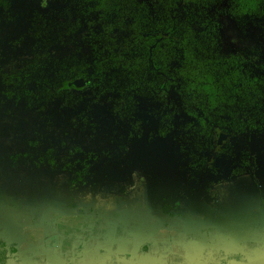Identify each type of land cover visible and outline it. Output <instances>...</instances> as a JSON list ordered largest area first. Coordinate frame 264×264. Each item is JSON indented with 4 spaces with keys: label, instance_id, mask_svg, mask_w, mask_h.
I'll return each mask as SVG.
<instances>
[{
    "label": "trees",
    "instance_id": "trees-1",
    "mask_svg": "<svg viewBox=\"0 0 264 264\" xmlns=\"http://www.w3.org/2000/svg\"><path fill=\"white\" fill-rule=\"evenodd\" d=\"M0 136L45 195L56 171L125 195L145 146L186 176L161 198L176 217L264 164V0H0Z\"/></svg>",
    "mask_w": 264,
    "mask_h": 264
},
{
    "label": "rangeland",
    "instance_id": "rangeland-1",
    "mask_svg": "<svg viewBox=\"0 0 264 264\" xmlns=\"http://www.w3.org/2000/svg\"><path fill=\"white\" fill-rule=\"evenodd\" d=\"M139 146L137 151L133 153L129 162L130 166L127 168L128 180L126 182V194L123 196L120 195V187H116V184L122 185V183L115 180L98 183L87 181L67 190L66 185L71 179V175L60 171L51 172L48 176L46 175V178L48 181L51 180L56 183L62 193L56 195V187H52L51 194L45 195L41 193L39 180L31 175L32 172L26 170L23 172L19 169L15 173H9V171L4 172L0 166V206H3L5 213L0 214V240L4 238L7 240L4 241L6 244H12L16 249L7 264L20 251V244L23 245L24 242L36 243L35 241L38 239L31 240L36 237L35 235L32 237L34 233L37 236H40L41 233L46 234V237L39 238V240L45 241L46 246L51 243V245L56 244L58 240L57 233H54L56 227L51 225L47 227L51 221L45 222L46 218L57 223L61 219L67 220L68 223H80L88 236L83 243V245L85 244L84 248L89 246L90 236L93 229L97 227L99 220L123 222L126 219V213L129 214L133 210L135 211L133 214L135 220L139 218L145 222L144 224L148 223L150 241L156 240L159 229L177 220H189V218H185L184 213L186 206L193 200L203 207V210L200 211L202 215L197 214L190 217L191 221L199 224L207 222L211 213L217 209V205L222 206V204L229 202H226V199L243 196L246 197L250 206L260 209L263 218L262 223H264V184L260 182L261 177L264 180V165L255 170L253 174L245 175L246 178L244 179L246 180L244 181H242V176L219 181L211 187L213 196L204 199L201 197L190 198V201L186 202L179 214L171 218L162 212L163 199L161 198L171 196L173 191H183L186 176L175 172L168 175V179H165L164 166L160 165L161 163L159 164L156 159L151 158L146 148V151H143L145 146L140 144ZM5 147L7 146H0V164L4 165L9 160V157L2 153ZM7 152L9 153L8 149ZM237 178H239L238 181L242 182L236 186L235 191H232L231 185L235 183L232 181ZM245 181H248L249 185ZM119 197L124 200L122 203L116 200ZM78 210H82L81 213ZM230 221H232L231 226L235 230H238V227H244L237 225L236 217ZM37 227L38 230H35ZM3 229L6 231H2ZM16 230L17 233L14 232ZM150 250L153 251V242H151Z\"/></svg>",
    "mask_w": 264,
    "mask_h": 264
},
{
    "label": "crops",
    "instance_id": "crops-1",
    "mask_svg": "<svg viewBox=\"0 0 264 264\" xmlns=\"http://www.w3.org/2000/svg\"><path fill=\"white\" fill-rule=\"evenodd\" d=\"M244 176L242 181L246 180ZM233 180L231 189L235 191L242 181ZM260 182L264 184L262 177ZM226 202L217 205L206 223L199 224L190 217L202 215L203 207L191 201L184 213L189 220H177L159 229L153 241H150L148 223L139 218L135 220L134 210L126 213L123 222L99 220L87 248L83 245L88 238L84 227L61 219L51 225L56 227V244L46 246L44 240H39L46 234L34 233L32 237L37 238L31 240L38 239L36 243L20 244V251L9 264H264V223L260 209L250 206L245 196L228 198ZM3 211L0 206V214H5ZM235 217L237 225L244 227L235 230L231 226L230 219ZM49 221L54 222L45 219Z\"/></svg>",
    "mask_w": 264,
    "mask_h": 264
},
{
    "label": "flooded vegetation",
    "instance_id": "flooded-vegetation-1",
    "mask_svg": "<svg viewBox=\"0 0 264 264\" xmlns=\"http://www.w3.org/2000/svg\"><path fill=\"white\" fill-rule=\"evenodd\" d=\"M150 157H151V156H150ZM151 158H153V157H151ZM156 160L159 161V164L161 163L160 165L163 164V161H160L159 158L156 159ZM129 162H130V161H129ZM263 165H264V164H263ZM129 166H130V164L127 165V168H128ZM261 166H262V165H261ZM261 166H260V167H261ZM260 167H258L256 170H258ZM127 172H128V171H127ZM182 175H183V174H182ZM244 175H250V174H243V175H239V176H244ZM239 176H235V177H239ZM252 178H253V177H252ZM116 185H117V184H116ZM125 185H126V183H125ZM121 196H123V195H121ZM201 199H204V198H201ZM81 211H82V210H78L79 213H81ZM84 212H85V211H84ZM54 223H55V222H52V225H54ZM45 231H46V230H45ZM0 241H2V240H0ZM2 242H4V241H2ZM4 243H5V242H4Z\"/></svg>",
    "mask_w": 264,
    "mask_h": 264
}]
</instances>
